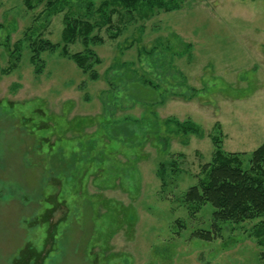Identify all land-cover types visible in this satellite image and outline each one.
I'll return each mask as SVG.
<instances>
[{"label":"rangeland","instance_id":"1","mask_svg":"<svg viewBox=\"0 0 264 264\" xmlns=\"http://www.w3.org/2000/svg\"><path fill=\"white\" fill-rule=\"evenodd\" d=\"M38 2L0 0V264H264L260 220L218 236L184 201L215 142L246 165L264 145V0L120 10L68 46L87 72L62 52L69 9ZM34 41L57 49L34 62Z\"/></svg>","mask_w":264,"mask_h":264},{"label":"trees","instance_id":"2","mask_svg":"<svg viewBox=\"0 0 264 264\" xmlns=\"http://www.w3.org/2000/svg\"><path fill=\"white\" fill-rule=\"evenodd\" d=\"M39 1L44 3V10L47 15L63 12L65 8L69 9L64 19L65 28L62 39L64 47L62 52L66 57H70L77 67L84 72H87L93 63L97 62V60L93 61L96 55L90 51H87L86 54L79 52L70 55L69 45L78 41H81L84 46H88L91 41L100 42L102 39L99 36H93L94 31L99 27L110 25L112 16L119 13L120 10H125L129 14L139 13L140 15L145 10L152 13L158 10L172 12L180 10L183 2V0H100L99 4L95 6L94 0ZM23 2L27 10L32 12L36 11L40 5L38 0H23ZM76 8L80 11L77 12ZM81 12L83 14H80ZM96 18L99 21H96ZM31 46L34 62L38 60L42 53L55 52L57 49V46L49 41H39L36 44L34 41ZM19 48L17 47V49ZM176 125L178 130L185 135L200 133L199 128L192 124L176 123ZM215 143L217 145L215 157L204 169L207 173L206 179L191 187L186 193L184 201L188 205H211L214 208L212 214L213 231L218 236L221 235L222 224H239L260 220V225L254 231V236L259 239V245L263 247L264 145L250 155L246 165L242 159L243 155L224 153L218 142ZM213 231H200L197 232V236L200 239L211 241L213 240Z\"/></svg>","mask_w":264,"mask_h":264}]
</instances>
